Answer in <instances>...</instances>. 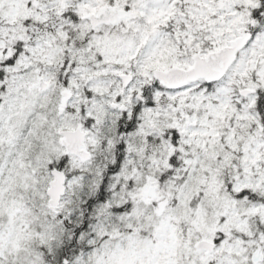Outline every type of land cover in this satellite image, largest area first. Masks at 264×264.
I'll list each match as a JSON object with an SVG mask.
<instances>
[{"label":"snow or ice","instance_id":"obj_1","mask_svg":"<svg viewBox=\"0 0 264 264\" xmlns=\"http://www.w3.org/2000/svg\"><path fill=\"white\" fill-rule=\"evenodd\" d=\"M0 264H264V0H0Z\"/></svg>","mask_w":264,"mask_h":264}]
</instances>
